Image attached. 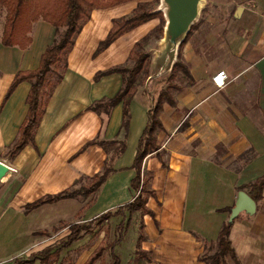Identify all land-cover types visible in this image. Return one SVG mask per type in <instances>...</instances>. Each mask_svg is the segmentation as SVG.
I'll return each mask as SVG.
<instances>
[{
  "label": "crops",
  "instance_id": "obj_1",
  "mask_svg": "<svg viewBox=\"0 0 264 264\" xmlns=\"http://www.w3.org/2000/svg\"><path fill=\"white\" fill-rule=\"evenodd\" d=\"M248 1L240 11L226 10L223 20L203 19L179 49L188 74L179 75L175 105L163 103L157 148L142 163L153 191L146 203L150 213L136 211L141 215L138 235L141 223L144 235L139 248L150 257L144 264H207L198 258L203 241L216 240L240 186L264 174V0ZM134 2L91 10L33 142L13 159L5 153L27 114L30 82L19 83L4 103L3 98L17 71L38 66L56 30L37 20L26 48L0 42V163L6 167L0 177V246L5 249L17 242L21 246L16 253L1 254L0 264H11L33 246L43 236L39 231L89 221L136 194L130 186L135 174L131 165L151 103L141 96L149 77L133 93L126 128L122 101L108 109L90 108L95 101L112 97L123 81L120 73L98 78L95 74L125 64L134 43L156 26V18L145 21L93 55L112 19L129 14ZM219 71L226 75L221 88L212 81ZM119 141L124 143L122 150ZM104 167L110 171L94 193L25 210L26 204L45 195L87 183ZM19 220L32 222L16 228ZM229 239L241 264H264V188L255 211H242L233 220ZM35 262L41 263L25 264Z\"/></svg>",
  "mask_w": 264,
  "mask_h": 264
},
{
  "label": "trees",
  "instance_id": "obj_2",
  "mask_svg": "<svg viewBox=\"0 0 264 264\" xmlns=\"http://www.w3.org/2000/svg\"><path fill=\"white\" fill-rule=\"evenodd\" d=\"M128 1L134 2L133 0H0V17L2 16L3 18L0 42L4 46L26 48L31 43L30 32L33 23L37 20H43L51 24L56 30V36L41 54L38 66L30 70L17 71L3 98L4 103L19 83L23 81L30 82V89L25 99L28 106L27 114L18 128L16 139L5 153L8 159H13L25 145L33 142L35 130L39 125L49 97L55 86L62 79L67 67V55L82 25L88 20L91 10L108 8ZM156 1L158 0L137 2L136 7L129 14L112 19V26L108 30L106 37L98 43L93 55L104 50L123 33L152 18H160L161 22L155 26V29L162 33V13L156 11L155 7H152ZM198 23L196 22L191 25L185 39L179 44L177 58L167 77V86L159 91L148 106L146 123L138 139L136 153L131 165L135 171L130 182L131 188L136 193L133 198L114 209L99 214L89 221L68 224V234L51 242L40 251L32 252L28 257H14L11 264L32 263L34 260H39L43 264H51L58 260L61 247L70 246L81 237L83 232L87 233L94 230L93 232L96 233L97 228L107 231V226L102 227V225L103 223H108L111 217L124 214L125 212L134 213L138 211L142 214L150 213L146 203L147 198L153 194V191L148 187L149 178L145 177L142 173L143 159L157 148L155 143L156 132L162 127L159 113L163 103L175 105L173 92L179 89V85L174 82L176 72L180 70L184 74H188V70L180 58L179 49L186 42L191 31ZM60 28H62L61 32H59ZM149 33L136 41L130 50L127 59L132 62L131 66L127 67L124 64L115 65L98 71L94 76L98 78L101 75L110 73H120L122 75L121 88L112 97L95 101L90 105V108L93 110L108 109L122 101L123 127L125 128L128 126L129 102L132 99L137 79L140 73L146 69L149 61L148 52L143 51L141 46V40ZM53 75L54 77H52ZM113 142L99 141L98 143L111 144ZM119 143L122 150L124 143L121 141ZM109 171L110 169L104 167L101 172L88 178L87 183H82L76 188L65 189L56 194L45 195L26 204L24 208L25 210H29L43 203L53 202L62 198L86 197L99 189ZM80 181L78 180L75 183H80ZM263 188L264 174L252 182L241 185L239 189H246L247 194L257 203L262 198ZM232 207L226 208L227 211L230 212ZM233 220L227 219L223 222L215 241H203V251L198 257L199 260L205 261L207 264H241L229 239ZM56 228L55 226L52 230ZM114 229L119 232L118 237L110 242L101 241L82 264H95L97 260L102 258L103 252L106 249L110 250L113 258L112 264H120V259L114 253V248L121 240V232L124 229L123 219ZM39 233L45 236L50 232L41 230ZM143 238L141 223L136 245V252L138 253L137 264H144L150 260L148 253L139 248V243Z\"/></svg>",
  "mask_w": 264,
  "mask_h": 264
},
{
  "label": "rangeland",
  "instance_id": "obj_3",
  "mask_svg": "<svg viewBox=\"0 0 264 264\" xmlns=\"http://www.w3.org/2000/svg\"><path fill=\"white\" fill-rule=\"evenodd\" d=\"M146 1H150V0H136L135 1L136 3L135 2L134 3L136 6L137 2H146ZM249 2L250 1L248 0H203V2L200 5L199 19L197 22H202L203 19L205 20L208 18L213 19V21L223 20L225 18L226 10L227 11L230 9L237 10L239 7ZM159 6H160V0L156 1L152 5V7H155L154 8L155 10ZM2 19L3 18L1 16L0 30L2 28V21H3ZM162 20H163V23H161L163 25L162 33L159 30L155 29L154 27L151 30V32L144 39L141 40L142 50L148 52L149 61L146 66V69L142 73H140L134 91L136 89H141L142 86L145 84L147 77L152 75L154 71L155 60L158 56L159 51L162 49L163 27L165 23L163 13H162ZM159 22H161L160 18L156 17L155 25H158ZM61 31L62 28L59 29V32ZM124 65L129 67L132 65V62L128 60ZM169 72L170 71L149 80L146 86L147 89L144 88V92L141 94V96L146 98L147 101H150V99L152 100L153 98H155L159 93V91L167 86L168 84L167 77L169 75ZM181 73L182 72L180 70L176 72V77L174 79V82L176 84L177 81L181 79L179 77ZM52 77H54V75ZM139 217H141V215L138 212H134V213L125 212L124 214L111 218L108 223H103L102 227L107 226L108 229L107 231H103L102 229L97 228L96 233L93 232L94 230L89 231L87 233L83 232L81 237L78 238L76 241H74L70 246L61 247L59 251L58 260L52 262L51 264H77L79 261L84 262L87 256L95 249V247L101 241L110 242L118 237L119 232L115 231L114 228L122 219L124 222V229L121 232L120 242L115 245L114 253L119 257L120 264H137L138 253L136 252V241L138 235V224L140 220ZM21 220L23 219L21 218ZM21 220H19V223L17 224L16 228H21L26 226L28 227V224L32 222V220H27V221H21ZM102 227L100 226V228ZM0 229L2 228L0 227ZM68 233H69V227L68 229L67 228L64 229L61 228V226H59L56 231H51L48 235L41 236V238L38 239V241L35 242L33 246H31L29 249L24 250L17 256L21 255L23 257H28L32 252L40 251L42 248H44L51 242H54V240H57L59 237L61 238V236ZM30 242L31 240L28 241V243ZM17 243H19V245L16 246H12L11 243H8V247L5 249L0 246V255L7 253L12 254L18 252L21 246H20V242ZM112 263H113V258L111 256L110 250L106 249L103 252L102 258L100 260H97L95 264H112ZM34 264H41V263L35 262Z\"/></svg>",
  "mask_w": 264,
  "mask_h": 264
},
{
  "label": "water",
  "instance_id": "obj_4",
  "mask_svg": "<svg viewBox=\"0 0 264 264\" xmlns=\"http://www.w3.org/2000/svg\"><path fill=\"white\" fill-rule=\"evenodd\" d=\"M203 0H160V6L156 11H161L164 16L162 49L154 63V71L147 82L161 74L171 70L176 60L179 44L185 39L192 24L199 19L200 5ZM241 10V7L237 9ZM6 171V167L0 163V177ZM256 208L255 201L246 191L240 190L228 219L231 221L245 211L253 213Z\"/></svg>",
  "mask_w": 264,
  "mask_h": 264
},
{
  "label": "built area",
  "instance_id": "obj_5",
  "mask_svg": "<svg viewBox=\"0 0 264 264\" xmlns=\"http://www.w3.org/2000/svg\"><path fill=\"white\" fill-rule=\"evenodd\" d=\"M225 79H226V75L223 73V71H219L217 72L213 77H212V81L214 82V84L221 88L225 85Z\"/></svg>",
  "mask_w": 264,
  "mask_h": 264
}]
</instances>
